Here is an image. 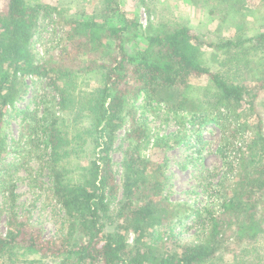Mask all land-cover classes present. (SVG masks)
Segmentation results:
<instances>
[{
    "label": "trees",
    "instance_id": "1",
    "mask_svg": "<svg viewBox=\"0 0 264 264\" xmlns=\"http://www.w3.org/2000/svg\"><path fill=\"white\" fill-rule=\"evenodd\" d=\"M236 2L240 4L234 10L238 15L243 13L245 0ZM98 5V16H84L67 15L40 0H0V159L6 149L1 134L4 116L25 95L23 79L37 78L43 83L37 98L43 106L55 103L62 112L59 116L44 114L38 130L45 141L42 168L48 173L51 197L63 212L61 227L46 238L39 226L17 212L10 192L5 232L0 234V264H33L28 256L58 264H264L261 117L256 115L253 125L258 130L249 141L235 143L241 155L233 182L228 185L223 178L217 185L219 210L208 206L195 210L192 238L173 245L169 239L151 236L172 219L181 224V219L191 216L180 218V205H172L163 196L165 179L160 167L142 154L145 132L136 124V108L129 104L142 97L185 112L193 127L214 122L225 143L235 142L251 129L235 120L225 126L226 116L235 114L246 90L229 73L247 69L249 53L264 54V32L207 44L227 49L232 54L225 58L229 62L235 58L234 65L221 62L211 72L201 67L202 43L186 25L149 23L144 48L128 52L126 43L141 35L136 17L121 10V0H99ZM111 15L114 24H104ZM52 16L61 36L40 59L31 40L39 21ZM225 65L235 68L227 70ZM83 74L99 76V84L91 92L78 89ZM201 77L208 79L209 86L202 102L191 96L196 89L190 83ZM210 100L212 107L206 104ZM84 121L89 123L86 127L81 125ZM127 122L130 145L122 157L117 183L109 152L116 132ZM81 154L88 160L85 166L78 163ZM120 189L121 200L115 212H110L107 199ZM244 239L247 242L236 254L227 257L231 245Z\"/></svg>",
    "mask_w": 264,
    "mask_h": 264
},
{
    "label": "rangeland",
    "instance_id": "2",
    "mask_svg": "<svg viewBox=\"0 0 264 264\" xmlns=\"http://www.w3.org/2000/svg\"><path fill=\"white\" fill-rule=\"evenodd\" d=\"M40 1L44 5L64 10L67 15L98 16L99 13V0ZM222 2L220 3V0H121V10L136 17L141 33L137 39L126 43V50L131 52L137 48H144L146 44L144 31L147 25L167 21L171 24L186 25L201 41L198 57L201 67L215 72L221 62L227 63V66L234 65V57L231 58V62L227 60L232 57L227 49L209 48L207 44L225 41L238 34L251 37L253 34L264 32V9H261L264 0H245L243 13L238 15L234 13V10L240 7L236 0H222ZM54 18L52 16L51 19L39 21L37 33L31 40L37 58H45L61 36L62 30L58 24L53 23ZM97 18L102 22V18ZM114 21L115 16L111 15L106 16V23H103L112 25ZM257 52L247 55L251 58L247 69L229 73L233 74L235 81L246 90L242 95L243 101L240 102L236 112H233L237 118H234L232 113H230L232 117L228 114L224 120L225 126H231V122L235 120L239 125L247 124L251 129L235 142L231 139L230 142L225 143L220 127L214 122L193 127L190 116L185 112L167 109L155 101L147 102L142 97L135 102L130 100V106L136 108V124L145 132L141 142L142 154L153 166L160 167L165 179L163 196L172 205H180V218L191 216L188 220L181 219V224H177L174 218L158 227L151 239L162 241L169 239L174 242L173 245L182 242L185 244L190 240L196 229L195 210L205 206L213 208L214 211L219 210L220 197L217 185L223 178L228 185L233 182L235 165L241 155V149L237 148L235 143L240 142L242 145L243 141L248 142L253 131L258 130L253 125L257 121V116L262 119L261 131L264 134V54L261 51ZM233 68L235 67L227 70ZM23 82L26 93L10 106L8 114L4 116L5 123L1 129L6 149L0 159V234L5 232L6 214L10 207V192H12L17 212L39 226L43 235L48 238L55 235L61 227L63 212L51 197L48 173L42 168L40 161L41 154L44 156L45 141L41 131L38 130V120L46 113L59 116L62 112L55 103L50 102L43 106L41 99L37 98L43 89L40 80L28 76ZM79 82L78 89L91 92L99 84V76L83 74ZM190 83L196 89L191 96L200 102L204 101V96L209 90L208 79L194 78ZM212 103L211 100L206 102L210 107L213 106ZM46 107L47 112H45ZM88 124L84 121L81 125L86 127ZM129 124L127 122L116 132L109 152L112 172L117 183L122 175V157L130 145L126 138ZM87 161L86 156L81 154L78 163L85 166ZM121 197L120 189L117 190L115 197L107 199L110 212H115ZM132 242V235H129L127 243L131 245ZM246 242L244 239L231 245L226 256L236 254ZM27 259L34 262L33 264H58L40 260L36 256H28Z\"/></svg>",
    "mask_w": 264,
    "mask_h": 264
}]
</instances>
